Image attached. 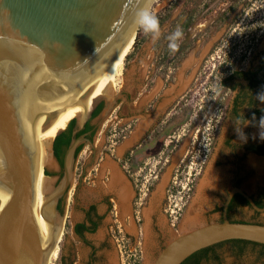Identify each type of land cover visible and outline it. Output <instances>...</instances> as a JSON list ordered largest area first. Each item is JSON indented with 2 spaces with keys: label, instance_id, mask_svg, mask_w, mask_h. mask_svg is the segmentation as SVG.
Here are the masks:
<instances>
[{
  "label": "rangeland",
  "instance_id": "rangeland-1",
  "mask_svg": "<svg viewBox=\"0 0 264 264\" xmlns=\"http://www.w3.org/2000/svg\"><path fill=\"white\" fill-rule=\"evenodd\" d=\"M231 1L217 0L214 7L205 13L206 18L202 15V11L204 3L209 0H199V2H194V0L151 1L152 11L158 17L165 12H171L169 21L162 26V35L155 43H152L150 36L142 31H137V33L135 31L129 35L126 48L124 47L120 57L124 59L121 77L112 78L113 64L116 61L107 71L105 80L107 89L103 90L107 91V97L115 90L117 91L115 96L124 101L126 93L132 92L135 86L137 90H140L145 81L147 67L154 60V50L157 51L159 46L165 43L166 51L171 52L167 47V37L170 35L168 29L174 27L178 20L182 3H185L184 9L187 6L194 7L197 16L202 17L198 19L194 29L191 30L190 42L187 49L181 54L179 61L169 66L172 72H169L168 67L165 66L162 70H157L152 79L148 80L149 86L155 85L154 92H157L166 83V73H168V81L173 86L182 83L180 92L188 86L189 89L179 99V102L172 106L171 113H174L176 117L174 120L176 124L172 122L174 123L172 127L166 128L165 135H163L164 142L169 145V149L173 148V152L162 153L164 149H161L160 153L150 154L144 159L148 164L144 162L141 164L143 170L140 173L145 175L142 179V189L147 193L146 188H152L145 208L142 210L143 233L139 234L134 224L129 228H122L118 221L113 222V226L107 231L105 226L108 218H105L97 231L85 234L88 243L96 245L95 251L74 233L73 224L82 219L80 207L96 196L93 191L97 179L96 171L92 170L91 166H87V175L81 185L79 183L81 164L91 159V146L85 143L78 157V166L76 168L75 165L73 166L71 189L69 188L71 192L68 189L66 194L61 196L57 205L58 211L63 215V220L66 210L68 212L64 227L61 228V236L57 241L58 256L53 260V264H62V262L88 264L92 254L94 264H110V258L115 260L114 264H148L149 257L152 260L167 242L180 234L183 219L195 196L197 185L209 169L215 171V174L217 173L216 186L207 189V200L198 210V222L200 223L221 220L224 200L236 176H238L240 187L247 193H251L257 198H259L260 191L264 193V156L243 151L245 142L250 139L259 140L264 135V119L261 118L255 125H250L248 120L245 122L237 120L232 114L231 96L233 93L222 86L220 82L230 71V62L239 59L241 54H244L246 59L242 63L238 62L239 67L258 71L261 65L264 66V33L261 35V41L258 44L254 41L255 44L252 45L254 38L258 37L257 35L261 34L260 30L264 28V0H238L234 9L228 13L229 19L226 22H217L206 27L205 25H208L223 9H226ZM196 3L199 4L196 6ZM244 3H248V5ZM201 23L204 25H200ZM195 34L196 37L193 36ZM217 40L218 43H216ZM215 43L216 47L209 54V50ZM137 80L139 82L135 84L134 81ZM235 81L238 80L233 82ZM168 91L169 88L166 86L161 93L162 99L158 103L157 113L168 101ZM142 93L148 95L146 89H143ZM256 98L261 101L259 107L263 106L264 86L260 87ZM101 99L103 98H97L92 106ZM78 106L75 113L79 116ZM107 106L108 101L104 98L103 109L93 120L97 121L103 117L94 136L97 149L96 157L101 150L112 152L114 149L121 148L127 141L130 130L131 117L126 116L127 105L122 104L121 108L114 110L112 114L103 116ZM162 111H164V107L161 109ZM247 111L246 105L239 110L241 114ZM81 121L80 118L77 120L75 129L80 126ZM162 126L163 123H160L157 129L160 130ZM171 129H175V133ZM121 152L119 150L120 155ZM249 156H254L256 162H249ZM166 159H169V162H166ZM164 162L165 164H163ZM145 165L147 169L144 168ZM160 165L162 169L159 170ZM47 170L48 176L56 179V183L61 180L64 169L59 165L54 170ZM173 171V181L169 185L166 204L157 210L153 220V203L163 196V188ZM156 174L158 178H154ZM151 183L152 185H150ZM78 185H80L79 189ZM188 187H191L188 191L189 197L186 195ZM75 189H78L76 199L74 198ZM69 193L71 195L68 201ZM186 199L188 200L185 206H182ZM175 203L182 206V218L178 229L166 221V217H169L168 205L171 204L170 207H173ZM231 217L236 220L264 224V211H255L249 206L234 210ZM121 220L123 221L122 218ZM186 227H183V231H186ZM106 236L107 245L99 246L101 240ZM215 250L221 261L210 257L201 263L264 264V256H260V248L257 246L246 245L242 255L237 254L231 243H225L216 247Z\"/></svg>",
  "mask_w": 264,
  "mask_h": 264
},
{
  "label": "water",
  "instance_id": "water-1",
  "mask_svg": "<svg viewBox=\"0 0 264 264\" xmlns=\"http://www.w3.org/2000/svg\"><path fill=\"white\" fill-rule=\"evenodd\" d=\"M135 5L136 0H0V264H45L46 253L57 243L55 218L62 217L57 205L73 178V154L84 137L71 140L63 176L58 183L51 180L43 208L49 209L52 232L44 244L33 211L31 162L22 134L49 121L79 93L106 53L121 49L133 32ZM116 105L114 96L103 116ZM51 157L58 167L53 148ZM235 193L264 211L234 186L220 221L181 229L148 264H180L198 250L232 239L264 244V224L228 218Z\"/></svg>",
  "mask_w": 264,
  "mask_h": 264
},
{
  "label": "flooded vegetation",
  "instance_id": "flooded-vegetation-1",
  "mask_svg": "<svg viewBox=\"0 0 264 264\" xmlns=\"http://www.w3.org/2000/svg\"><path fill=\"white\" fill-rule=\"evenodd\" d=\"M195 1L199 2V0H194V2ZM216 1L217 0H209V2L204 3L203 11H202V15H204V18H206L205 13L209 11L212 7H214ZM237 1L238 0H232L227 5L226 9H223L215 18H213L209 22L208 25H205V26L208 27L212 24H215L217 22H222V21L223 23L226 22L229 19V17H227L228 13H230V11L234 9V6H236L235 4L237 3ZM197 4L199 3H196V6ZM244 4L248 5V3H244ZM184 5L185 3H182L181 9L179 11L180 16L178 20L176 21V23L174 24V27H172L171 29H168L169 34L173 33L177 29H180L183 32V38L179 42L178 49L175 52H168L165 49L166 47L165 43L160 45L157 51L154 50V56H153L154 60L151 61L147 67V70L145 73V81L143 82L141 89L137 90L135 86L132 92L126 93V98L124 101L119 99V97H116L117 105L111 111L110 114H112L114 110L121 108L122 104H126L127 110H128L126 116L131 117L130 122H129L130 130L128 133V139H127V142H125V144L127 143V145L124 146L125 145L124 144L121 148L114 149L112 152L101 150L99 151V154L96 157L97 149L94 143V136L98 128L100 127L101 123H99V119L97 121H93V120L102 111L103 108L95 116H92L91 113L99 104L103 103L104 105V98L98 101L94 106H92L88 114L86 113L84 115L80 123L79 129L78 128L75 129V126L78 120L76 118L73 131L71 132V134H69V132L67 133V135L69 134L70 137L72 136V139L75 137H79V136L84 137V140L81 141V143L77 145V147L75 148L74 154H73V166L75 165V168L79 164L78 157L83 150L84 144L88 143L91 146L90 161L83 162L81 164L82 171L79 175L80 185L82 181H84L87 175L86 173L87 166L88 167L91 166L92 167L91 169L96 171L95 177L97 178L95 180L96 182L95 188L93 189V191H95L96 193L95 198L90 199L85 205H82L80 207V211L82 213V219L75 222L72 226L74 233L80 239H83V238L77 232H75V226L78 223L83 224L82 233H83V237L85 238L86 233H94L95 231H97L99 225L103 223V220L105 218H108V221L106 222V226H105L107 231H109L110 227L113 226V222L118 221L119 226H121L122 228H129L133 226L134 224L139 234L143 233L144 222L142 218L143 217L142 210L145 208V205L148 200V196L151 193L152 188L147 187L146 188L148 191L147 193H145L142 189V185H143L142 179L145 177V175L140 173V171L143 170L141 164L143 162L145 164H148V162L144 161V159L150 156V154L153 155V154L160 153L161 149H164L162 153H165L166 151L173 152V148L169 149V145L166 142H164L163 135H165L166 128L172 127V125L175 123L174 120L176 119V117L174 113H171L172 106L176 102H179V99L183 97L189 89V86H188L185 90L180 92L182 83H178L176 86H173V84L170 81H168V78H169L168 73H166V79H165L166 83L157 92H154L155 85L149 86L148 80L152 79V76L155 74L157 70H162L163 67L165 66H167L169 69L170 65H173L176 62H178L181 54L188 47V43L190 42L189 34L191 30L194 29L198 19L201 18L202 16H197V12L194 9V7L192 8V7L187 6L186 9H184ZM243 9H245V7H243ZM170 16H171L170 11L159 15L161 26H164L167 23V21H169ZM200 25H204V23H201ZM193 36L196 37V34ZM257 36L258 37L254 38L252 45H254L255 43L258 44L261 41L260 35H257ZM216 43H218V40ZM216 43L213 44V46L209 50L208 52L209 54L211 53V50L214 47H216ZM245 59H246L245 55L241 54L239 56V59L233 60L232 62H230L231 69L221 79L220 82L222 86H224L225 88H227L229 91L233 93V95L231 96L233 116L240 122H245L248 120L250 125H255L256 123H254L251 118H248L245 121H243L239 119L236 115L244 117L246 115H249L253 111L260 109L261 107L264 106L263 105L259 107V104L261 101L258 98H256V95L258 94L260 87L264 86V84H262L261 82V80L264 78V66L261 65L260 66L261 68L258 71H253L250 69H245L244 67H239L238 62L242 63L244 62ZM168 71L172 72L171 69H169ZM175 79L176 78L174 76V80ZM234 80H238V81L233 82ZM138 82L139 80L134 81L135 84H137ZM166 86L167 88H169V91L167 94L168 101L163 105L164 111L161 112V109L163 108L162 107L160 108V111L157 113L158 103L162 99L161 93L163 92ZM143 89L147 90L148 95H144L142 93ZM245 105L248 107V111L245 112L244 114H241L239 110L241 107H244ZM164 117H167V119H164ZM70 120L65 125H62V126L66 127L68 123L70 122ZM85 122H88V127L86 128L84 132H82L80 135L77 136L76 135L77 132L84 126ZM160 123H163V126L160 127V130H159L157 128ZM175 129L173 130L171 129V131L175 133ZM55 131H54L53 137L55 135ZM169 136H172V135L169 134ZM53 137H52V140H53ZM263 140H264V135L259 140L250 139L248 142L244 143L243 151L245 153L249 152L253 155L260 156V154L256 153L253 150V148L254 146L260 145L263 142ZM90 142H92L94 146H92ZM68 146H62L61 152H60L61 158H62L61 160L60 158L56 157L58 165L62 169L64 167V156H65L66 149ZM119 150L120 152L122 151L121 155L119 153ZM166 162H169V159H166ZM163 164H165V162ZM144 168L147 169L146 165L144 166ZM160 169H162L161 165L159 166V170ZM173 170L175 171V168ZM174 171L172 172L169 181L163 188V192H164L163 196H161V198L156 199V201H154L153 203V208H154V212L152 214L153 220L155 218V214L157 210H159V208L162 207L163 204L164 205L166 204L165 201H166V198L168 197L170 182L173 181L172 178L174 176L173 175ZM154 178H158V175L156 174ZM80 185H78V189ZM150 185H152V183ZM234 186L240 187L238 176H236V178L233 181L232 187ZM232 187H230V189ZM69 188H70V185L68 186V188L66 189L63 195L66 194ZM78 189H75V192H74L75 199H76V194L78 192ZM230 189L228 190V193ZM248 194L254 199L256 203L258 200L262 198L263 192L262 191L259 192V198L255 197L251 193H248ZM245 200H246L245 197L239 193H235L233 195L229 203L228 213H227L228 218L231 221H242V220L233 219L231 217L232 212L234 210H238L240 208H243L244 206H249L253 208L249 204V202L246 200L247 201L246 203ZM59 208H61L60 205H59ZM67 212L68 211L66 210L65 216H64V224L67 218ZM221 216H222V212H221ZM121 218L123 219L124 222L121 220ZM166 221L168 224L171 225V222L168 216L166 217ZM93 226H95L94 232H89L85 230V228H92ZM106 238L107 236L103 240H101L99 246L104 247L107 245ZM87 245H89V247L93 251H95L96 245L90 244V243H88ZM92 256L88 264H94V260L92 259ZM64 263H68V262H62V264Z\"/></svg>",
  "mask_w": 264,
  "mask_h": 264
},
{
  "label": "bare ground",
  "instance_id": "bare-ground-1",
  "mask_svg": "<svg viewBox=\"0 0 264 264\" xmlns=\"http://www.w3.org/2000/svg\"><path fill=\"white\" fill-rule=\"evenodd\" d=\"M153 1V0H151ZM127 40L121 47V49L115 53V49L112 51H108L103 58L101 64L93 73V75L88 79L83 88L76 94L70 101H68L65 105H63L60 109L53 113V117L49 119V121L43 123L36 131L32 132L29 135L23 136L22 132V140L25 148L27 150V154L29 156L31 167H30V180L33 189V211L37 222V227L39 230V235L41 241L45 244L48 242L52 227H51V217L48 208H43V203L45 201L46 195L50 189V184L52 177L46 175L44 173L45 169L54 170L57 165L55 161L51 157L52 153V137L55 129L58 126L65 125L75 114V118L82 120L84 115L90 110L94 101L97 99H93L92 97L98 93H104L105 99L109 102L112 97H114L116 91L113 90L107 97V91H103L107 89L106 84V75L108 69L113 64V76L112 78L117 79L121 77L124 67V59L120 58L123 54L124 49L126 48ZM134 43V41H133ZM125 47V48H124ZM118 59V60H117ZM77 102L79 105V116L75 113L77 109ZM79 117V118H78ZM127 142V141H126ZM127 143L124 145L126 146ZM249 162L255 163L256 158L254 156H249ZM217 174V173H216ZM216 174L212 169L202 177L197 185L195 196L192 199V203L190 204L189 210L183 219V223L181 225L182 230L185 226H193L199 221V209L205 204L207 200V189L210 187L216 186ZM219 176V175H218ZM220 179V178H219ZM220 186V185H219ZM215 188V187H214ZM71 192V191H69ZM70 193L68 195L67 200H69ZM3 205L0 206V210ZM63 216V215H62ZM57 223V241L61 236V228L64 226L63 217L55 218ZM185 225V226H184ZM102 236V235H101ZM149 239V238H148ZM149 241V240H148ZM150 243V242H149ZM148 245V244H147ZM147 247V246H146ZM149 249V248H148ZM58 256V242L50 249L48 256H45V264H53V260ZM110 264H114L113 259H111Z\"/></svg>",
  "mask_w": 264,
  "mask_h": 264
},
{
  "label": "trees",
  "instance_id": "trees-1",
  "mask_svg": "<svg viewBox=\"0 0 264 264\" xmlns=\"http://www.w3.org/2000/svg\"><path fill=\"white\" fill-rule=\"evenodd\" d=\"M260 32H261V34H260V37H261L262 33H264V28L261 29ZM261 82H262V84H264V78L261 80ZM96 98H105V94L104 93H98L92 97V100L96 99ZM78 104L79 103L77 102V106H78ZM102 108H103V103L99 104L92 111L91 115L92 116L97 115L101 111ZM89 111L87 112V114L89 113ZM236 116L243 121H245L248 118H251L254 123H257L261 118L264 119V106L261 107L260 109L253 111L252 113H250L249 115H246L244 117H241L238 115H236ZM75 117L76 116L73 115V117L71 118L70 122L68 123V125L66 127L65 126H58L56 128L55 135H54L53 140H52V143H53L52 148H53V152H54L55 156L57 158H60V160L62 159L61 154H60L62 146H68L72 140V136L70 137L69 134H71V132L73 131V128L75 126V122H76ZM87 127H88V122H85L84 126L77 132L76 135L77 136L80 135L82 132H84L86 130ZM68 132H69V134L67 135ZM253 150L256 153L264 156V140L260 145L254 146ZM44 173L49 175V172L47 169H45ZM245 202L247 203L246 200H245ZM256 203H257V205L264 207V193L262 194V198L260 200H258ZM82 228H83V224L78 223L75 226V232H77L83 238V240L88 243V241L83 237ZM85 230L89 231V232H94L95 226H93L92 228H85ZM225 243L233 244V246L236 249L237 254H239V255L243 254L244 248L246 245L257 246L260 248V256H264V244L256 243V242H252V241H248V240H243V239H232V240L220 242V243H217L215 245H212V246L203 248L201 250H198V251L194 252L193 254H191L189 257H187L180 264H202L201 262L203 260H207L210 257H212L213 259H215L217 261H221L220 256L216 253L215 249H216V247H219ZM64 264H70V263H64Z\"/></svg>",
  "mask_w": 264,
  "mask_h": 264
},
{
  "label": "clouds",
  "instance_id": "clouds-1",
  "mask_svg": "<svg viewBox=\"0 0 264 264\" xmlns=\"http://www.w3.org/2000/svg\"><path fill=\"white\" fill-rule=\"evenodd\" d=\"M131 31H142L150 36L151 42H157L162 35V26L159 17L152 11L151 0H136V5L132 11ZM183 38V33L177 29L167 37V47L171 52H175L179 47V42Z\"/></svg>",
  "mask_w": 264,
  "mask_h": 264
},
{
  "label": "built area",
  "instance_id": "built-area-1",
  "mask_svg": "<svg viewBox=\"0 0 264 264\" xmlns=\"http://www.w3.org/2000/svg\"><path fill=\"white\" fill-rule=\"evenodd\" d=\"M190 188L191 187L187 188V191H186L187 197H189V192L188 191H190ZM187 200L188 199H186L185 202H183L182 206H185ZM170 205H168V209L167 210L169 212V219H170V222H171V226L175 227L176 229H178V227L180 225L179 224L180 220L182 218V212H181L182 211V206L178 205V203H175L173 205V207H170Z\"/></svg>",
  "mask_w": 264,
  "mask_h": 264
},
{
  "label": "crops",
  "instance_id": "crops-1",
  "mask_svg": "<svg viewBox=\"0 0 264 264\" xmlns=\"http://www.w3.org/2000/svg\"><path fill=\"white\" fill-rule=\"evenodd\" d=\"M149 261H150V257H149Z\"/></svg>",
  "mask_w": 264,
  "mask_h": 264
}]
</instances>
